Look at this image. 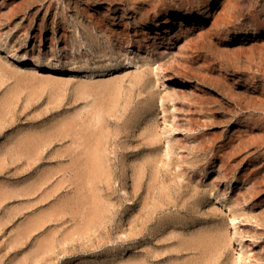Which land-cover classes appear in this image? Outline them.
I'll return each instance as SVG.
<instances>
[{"label":"rangeland","instance_id":"1","mask_svg":"<svg viewBox=\"0 0 264 264\" xmlns=\"http://www.w3.org/2000/svg\"><path fill=\"white\" fill-rule=\"evenodd\" d=\"M208 2L0 0L5 47L77 70L34 71L0 51V264H264V0ZM125 45L130 71L121 53L98 114L108 97L87 88L108 81L110 46ZM77 115L103 129L109 179L84 181L93 145L74 141L71 125L89 121ZM227 208L242 214V248L218 243Z\"/></svg>","mask_w":264,"mask_h":264},{"label":"bare ground","instance_id":"2","mask_svg":"<svg viewBox=\"0 0 264 264\" xmlns=\"http://www.w3.org/2000/svg\"><path fill=\"white\" fill-rule=\"evenodd\" d=\"M212 0H209V4H211L212 2H211ZM205 16H206V11L205 10H201L200 12H198L197 14H194V15H185V14H181L177 19H176V21H175V23L174 24H183V22L185 21V20H187V21H191V22H200V21H202V20H204L205 19ZM173 21V22H174ZM173 22H170V23H168V24H162L161 26H157L156 28H155V30L156 31H158V30H162V27H166L167 29H165V31H167V30H170V28H171V24H173ZM158 33V32H157ZM261 33H263V31L261 32ZM159 34V33H158ZM102 42V41H101ZM98 43H99V41H98ZM110 44V43H109ZM82 45H84V44H82ZM86 45V44H85ZM96 45L97 44H95V47H96ZM104 46L106 45L105 43L103 44ZM102 45V46H103ZM118 45H120V44H118ZM98 47H100L99 46V44L97 45ZM101 46V47H102ZM85 47V46H84ZM88 47H90V46H88ZM87 47V48H88ZM109 47V46H108ZM107 46L105 47L106 49L108 48ZM111 47V51L113 52H111V54L110 53H107L108 55H107V57H109L110 59H112V60H110V66L109 67H107L106 69L108 70L107 71V74L109 75H107L109 78L110 77H112V79L110 80L109 78L107 79L108 81H106V83L103 81V80H101V81H103L104 83L100 86L98 83H100V80H97L96 79V82L97 81H99L97 84L95 83V84H91L92 86H90L89 88H87L88 89V91H89V93H92V94H96V93H101V95L102 96H104L103 98H105V96H106V98L108 97V99H107V101H106V103L107 102H109L108 100H112L114 97H113V93L114 92H116V89L118 88V85H115L112 81H115V80H117L116 79V77H119L120 78V74L118 75V76H116V72H119V68H118V64H117V62H116V58L117 57H120V56H118V55H120L121 53H124L125 51H131L130 49H131V47H129V45H125L124 46V50L123 49H119V48H115V47H113V46H110ZM109 47V48H110ZM113 47V48H112ZM120 47V46H119ZM104 48V49H105ZM108 48V49H109ZM97 49V48H96ZM99 49V48H98ZM101 49H103V47L101 48ZM100 49V50H101ZM126 49V50H125ZM90 50H91V48H90ZM0 51L2 52V54H4V56L6 57V58H8V59H16L18 62H20V63H24V64H27L29 67H30V69H32V70H34V71H46V70H48V71H52V72H54V73H59V72H69V73H74V72H76L77 70H68V71H64V70H61V69H59V68H55V67H51L50 65H48V64H46V63H43V62H40V61H29V60H27V59H25V58H20V57H17V54L16 53H14V52H12L11 50H9V48H7V47H5L4 46V44H2V40L0 39ZM106 51H108V50H106ZM124 51V52H123ZM94 52V51H93ZM100 52V51H99ZM105 52V51H104ZM102 53H103V51H102ZM106 53V52H105ZM99 54H101V53H99ZM104 54V53H103ZM124 54H126V53H124ZM124 54H123V56H124ZM96 56V55H95ZM100 57V56H99ZM106 57V58H107ZM122 57V56H121ZM93 58V57H92ZM98 58V57H97ZM125 58V57H124ZM91 59V58H90ZM122 59V58H121ZM123 60V59H122ZM91 61H92V59H91ZM109 61V60H108ZM125 62H124V64H123V68L124 69H128L129 68V66H131L132 65V62L133 61H131L130 60V58H129V56L126 54V59L124 60ZM137 66V65H136ZM141 67H143V65L141 66ZM105 69V70H106ZM123 70V69H122ZM121 71V70H120ZM128 71H130L129 69H128ZM86 72V71H85ZM93 72V71H92ZM99 72V71H98ZM101 72V71H100ZM99 72V73H100ZM125 72H127V71H125ZM128 73V72H127ZM101 74H103L102 72H101ZM124 74V73H123ZM90 75V74H89ZM93 76H94V74H92ZM126 75V74H125ZM90 77V76H89ZM92 77V76H91ZM91 77H90V79H89V81L88 82H90L91 81ZM123 77V76H122ZM139 77V76H138ZM141 77V76H140ZM137 78V77H136ZM99 79V78H98ZM101 79H104V78H102L101 77ZM105 79H106V77H105ZM115 79V80H114ZM93 81H94V78L92 79ZM111 81V82H110ZM87 82V81H86ZM86 82H85V84L84 85H86ZM92 82V81H91ZM90 82V83H91ZM119 82H120V80H119ZM84 83V82H83ZM93 83V82H92ZM107 83H109V84H107ZM101 84V83H100ZM114 84V85H113ZM82 86H83V84H82ZM87 86V85H86ZM86 86L84 87V90H82L83 92L82 93H85L86 91ZM88 86H89V83H88ZM83 87H82V89H83ZM79 88V87H78ZM151 89V88H150ZM79 90H80V88H79ZM85 91V92H84ZM79 92H81V91H79ZM111 92V93H110ZM117 92H118V90H117ZM78 93V92H77ZM228 93V92H227ZM81 94V93H80ZM120 94V93H119ZM85 95V94H84ZM115 95V94H114ZM118 95V94H117ZM154 95V94H153ZM231 95V94H230ZM102 96H97V94H96V97H102ZM120 96V95H119ZM232 96V95H231ZM234 96V95H233ZM95 98V97H94ZM94 100V99H93ZM104 101V100H106V99H101V100H99V102L100 101ZM242 100H244L243 98H242ZM246 100V99H245ZM244 100V101H245ZM95 101V100H94ZM94 101H92L93 103H94ZM113 101V100H112ZM93 103H92V105H93ZM96 103V102H95ZM110 103V102H109ZM90 104H91V100H90ZM111 104V103H110ZM115 103H113V105H114ZM92 105H88V106H92ZM98 104H96L95 106H96V110L95 109H93L92 110V107H91V113H90V111H89V114L91 115V117H93V118H96L97 119V121L99 120L100 121V115H98V114H100V112L102 111V109L104 108V105H108V103L107 104H105V103H103V104H101L100 105V103H99V105L100 106H97ZM240 105V104H239ZM94 106V105H93ZM110 106V105H109ZM260 106V105H259ZM243 107V106H242ZM99 108V109H98ZM109 107H107V109H108ZM111 108V107H110ZM86 110L84 111L85 113H86V111H88L90 108H88L87 109V107L85 108ZM260 109H262V107L260 108ZM259 109V110H260ZM95 110V112H97V111H99V112H97L96 114H97V116L99 117V119L97 118V117H94L93 116V114L95 113V112H93ZM110 110V109H109ZM106 111V110H105ZM108 111V110H107ZM109 112H112V111H109ZM81 113H83V112H81ZM88 113V112H87ZM76 114V113H75ZM78 114H80V112L78 113ZM81 116L82 115H84V114H80ZM89 115V116H90ZM95 115V114H94ZM102 115H103V113H102ZM81 116H80V119H79V115H77L76 117H72V118H76V120H83V121H80V122H84V117L85 116H83L82 118L83 119H81ZM86 116H88V115H86ZM96 116V115H95ZM91 117H85V118H89V119H87V120H89L88 122H86V123H88V124H86L85 123V125H82L83 127H81V125H80V127H78V130L76 129L77 127L76 126H79V124L80 123H78V121H77V123L75 122V124H72L70 127L71 128H73L74 127V135L73 136H75L74 138V141H76L77 142V144L79 145H82V143H84L86 146L87 145H89V147L90 146H92L93 145V147L91 148V149H94V150H91V149H89V148H87L86 146V148H87V151H86V148H85V151L86 152H89V153H86V152H84L85 153V155L84 156H86V159H87V161L84 163V169H86L87 168V171H86V173L89 175V176H87V175H85V176H87L86 178H83L84 179V181L85 180H87V181H92L93 179H95V178H98L100 175H102L103 173H105V172H103L104 170V168L102 167V163H103V157L100 155V152L99 151H97L99 148H101V145H102V127H101V129L102 130H100L99 128L100 127H95V124L93 125V124H91V122H90V120L91 119H93V118H91ZM103 117V116H102ZM71 118V117H70ZM71 118V119H72ZM91 118V119H90ZM74 119H72V121H73ZM75 120V121H76ZM94 120V119H93ZM69 121H71V120H69ZM92 121V120H91ZM67 121H65V123H66ZM74 122V121H73ZM95 122V121H94ZM93 121H92V123H94ZM101 122V121H100ZM105 122V121H104ZM96 123V122H95ZM99 122H97V124H98ZM68 122H67V124H64L65 125V127H66V125L68 126ZM83 124V123H82ZM89 124H91V125H89ZM96 124V125H97ZM87 125H89V126H91L92 127V129H90L91 127H89V126H87ZM99 126H101L100 125V123L98 124ZM108 125V124H107ZM148 125V124H147ZM94 126V127H93ZM150 126V125H149ZM89 127V128H88ZM93 128H97L98 129V131H96L97 129H93ZM145 128V127H144ZM153 129V128H152ZM73 130V129H72ZM144 130V129H143ZM105 131H108V130H106L105 129ZM153 131V130H152ZM102 132V133H101ZM108 134V133H107ZM110 134H112V133H110ZM154 135V134H153ZM36 136V135H35ZM31 137V136H30ZM40 137V136H39ZM154 137V136H153ZM29 138V137H28ZM33 138V137H32ZM31 138V139H32ZM36 138V137H35ZM35 138H33V139H35ZM37 138H38V136H37ZM37 138H36V140H37ZM42 138V137H41ZM25 140V139H24ZM35 140V141H36ZM38 140H39V138H38ZM30 141V140H29ZM32 142V141H31ZM36 142H38V141H36ZM35 142V143H36ZM40 142V141H39ZM108 142H109V140H108ZM25 143V142H24ZM28 144H30V143H28ZM27 145V144H26ZM32 145H33V143H32ZM103 146V145H102ZM106 146V145H105ZM104 146V147H105ZM26 147V146H25ZM27 148V147H26ZM32 148V147H31ZM106 148V147H105ZM33 149V148H32ZM83 150V149H82ZM107 150V149H106ZM166 151H167V149H165ZM81 151V150H80ZM84 151V150H83ZM94 151V152H93ZM166 153V152H165ZM81 155V154H80ZM79 155V156H80ZM82 156H83V153H82ZM105 156V155H104ZM81 157V156H80ZM76 158H77V156H76ZM77 160H78V158H77ZM86 163H87V167H86ZM81 164V163H80ZM83 166V165H82ZM86 167V168H85ZM83 169V168H82ZM82 171V170H81ZM78 173L76 172V175H77ZM104 175V174H103ZM102 175V176H103ZM106 175V174H105ZM105 175L103 176V178L105 177ZM108 175V174H107ZM84 176V177H85ZM76 178V177H75ZM78 178V177H77ZM88 178H92V180H88ZM108 178V177H107ZM106 177L104 178V179H107ZM80 179V178H79ZM109 179V178H108ZM79 181V180H78ZM82 182L81 184H82V186L83 185H85L86 183H90V182H87L86 181V183L85 182ZM95 181V180H94ZM99 181V180H98ZM80 182V181H79ZM85 183V184H84ZM181 183V182H180ZM87 185V184H86ZM85 185V186H86ZM94 185H96V184H94ZM202 185V184H201ZM81 186V187H82ZM84 186V188H86ZM90 186V185H89ZM87 187V188H91V186H93V184H91V186L90 187ZM203 186V185H202ZM84 188H82V189H84ZM81 189V191L80 192H82L83 190ZM92 189V188H91ZM93 189H95V188H93ZM92 189V190H93ZM196 187H195V191H196ZM85 190V189H84ZM88 190L87 192L89 193V191L91 192V194H94L96 191L95 190ZM98 190V189H97ZM78 191V190H77ZM93 192V193H92ZM170 192V191H169ZM211 192V191H210ZM77 193H79V192H77ZM97 193V192H96ZM212 193V192H211ZM210 193V194H211ZM81 194V193H80ZM80 194H78L79 195V199H81L80 197L82 196V195H80ZM83 195L84 194H86V190L84 191V193H82ZM169 194V193H168ZM209 194V195H210ZM87 195V194H86ZM89 195V194H88ZM212 195V194H211ZM92 196V195H91ZM95 196V197H94ZM98 196V195H97ZM100 196V195H99ZM99 196H98V199H97V197H96V194L95 195H93V197L94 198H96L97 200L96 201H94V204L93 205H96V207H95V209L97 210L98 209V204H95V203H99V205H100V202H97V201H99V200H101L100 198H99ZM167 196V195H166ZM213 196H214V194H213ZM83 197V196H82ZM90 197V196H89ZM93 197H91V199H87V202L89 203V201H91L90 202V204H89V210L91 211V207H93L92 206V199H94ZM87 198H88V196H87ZM78 199V200H79ZM216 200V203H220L221 201L220 200H218V198L216 197L215 198ZM80 201V200H79ZM94 207H93V209H94ZM101 208V207H100ZM99 208V209H100ZM95 209L94 210H92L91 212L92 213H94L95 212ZM99 212V211H98ZM227 212L231 215L230 216V222L229 223H226V234H225V232H224V234H225V236H221V237H224V240H223V242H218V240H216L215 238H212L211 236H208L209 238H210V241H211V243L213 242V240L215 239L216 240V243L218 242L219 243V245L221 244H223V245H225V243L224 242H226L227 240H232V241H234V240H236V241H238L239 242V244L241 245L242 244V238H241V236H240V234H239V232H240V226L241 225H243L244 224V220H243V217H242V214L241 213H239V212H235L232 208H227ZM96 215V214H95ZM98 215V214H97ZM94 216V215H93ZM263 228H264V226H263ZM218 230V229H217ZM221 230V229H220ZM220 230L218 231V234H219V232H220ZM229 231V232H228ZM223 233V230L221 231V234ZM229 233V234H228ZM203 235H206V234H204V233H202ZM208 234H209V232H208ZM207 234V235H208ZM211 234V233H210ZM209 234V235H210ZM215 234V231L213 232V235ZM200 235V234H199ZM207 235H206V237H207ZM223 235V234H222ZM201 236V235H200ZM199 236V237H200ZM198 237V236H197ZM197 238V240L199 239V242H202V240H204L203 242H205V239H202V238ZM205 236L203 237V238H206ZM215 237V236H214ZM218 237V236H217ZM196 238V236H194V239ZM211 238H212V240H211ZM219 238H220V236H219ZM225 238L227 239L226 241H225ZM191 239H193V238H191ZM202 239V240H201ZM248 239L249 240H251L252 238L251 237H248ZM190 240V239H189ZM196 240V239H195ZM206 240H207V238H206ZM221 240H222V238H221ZM188 241V240H187ZM220 241V240H219ZM191 242H192V240H191ZM195 242H197V241H195ZM194 242V243H195ZM202 242V243H203ZM207 242H208V240H207ZM206 243V242H205ZM210 243V246L212 245L213 246V244H214V242L211 244ZM187 244V243H186ZM189 244H190V242H189ZM192 245V244H191ZM194 245V244H193ZM201 245V244H200ZM208 245H209V243H208ZM215 245V244H214ZM189 246V245H188ZM210 246L208 247V249L210 248ZM212 246H211V248H212ZM192 247H194V246H192ZM216 247L214 246V249H215ZM223 248V247H222ZM241 248H242V245H241ZM193 249V248H192ZM207 249V250H208ZM211 250H213V248L211 249ZM207 252H210V251H207ZM211 252H213V251H211ZM201 254V253H200ZM209 254V253H208ZM207 254V256H209ZM204 255H206V254H204ZM203 254H202V257L204 256ZM207 256H206V258H207ZM243 257V254H238L237 255V258H236V261L234 262L235 264H238L240 261H242V258ZM203 258H205V257H203ZM210 258V257H209ZM209 258H207V259H209ZM208 262H209V260H207ZM204 262V261H203ZM196 263V262H195ZM201 263V262H200ZM189 264V263H188ZM198 264V263H197ZM205 264V263H204ZM207 264V263H206Z\"/></svg>","mask_w":264,"mask_h":264}]
</instances>
